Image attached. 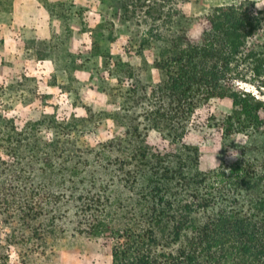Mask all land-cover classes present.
Segmentation results:
<instances>
[{"label": "trees", "instance_id": "1", "mask_svg": "<svg viewBox=\"0 0 264 264\" xmlns=\"http://www.w3.org/2000/svg\"><path fill=\"white\" fill-rule=\"evenodd\" d=\"M254 8H212L197 42L183 11L169 14L161 26L175 32L154 62L161 79L137 81L106 117L120 133L94 146L80 142L103 119L93 113L21 125L0 105V264H11L12 248L19 264H47L66 238L109 240L112 264H264V100L235 87H264L249 81L264 70V17ZM225 98L233 113L210 123L223 160L201 171L186 138L198 112ZM151 131L177 151L152 148ZM234 135L245 141L228 162Z\"/></svg>", "mask_w": 264, "mask_h": 264}, {"label": "rangeland", "instance_id": "2", "mask_svg": "<svg viewBox=\"0 0 264 264\" xmlns=\"http://www.w3.org/2000/svg\"><path fill=\"white\" fill-rule=\"evenodd\" d=\"M247 1L255 7L254 14L264 17V0H23L27 10L18 21L12 14L15 0H0V105L21 125L42 115L63 120L93 113L94 119H103L92 124L80 142L94 146L107 141L120 131L106 117L120 108L127 91L137 81L148 88L161 79L154 62L175 32L161 26L169 14L183 11L189 36L197 42L212 8ZM126 63L132 67V78L124 71ZM249 79L263 86L264 70ZM235 87L264 100V87L258 90L253 82H237ZM231 113L230 98L213 101L198 112L199 124L186 143L199 147L201 171L221 164L222 132L210 123ZM147 141L160 153L177 151L156 131L149 132ZM244 141L242 135L232 137L228 162L235 160L234 147ZM10 263L19 264L13 248ZM47 264H112L111 242L66 238Z\"/></svg>", "mask_w": 264, "mask_h": 264}, {"label": "crops", "instance_id": "3", "mask_svg": "<svg viewBox=\"0 0 264 264\" xmlns=\"http://www.w3.org/2000/svg\"><path fill=\"white\" fill-rule=\"evenodd\" d=\"M27 10V9H26ZM24 7H23V0H15V5L13 8V16L14 18L18 19V21H20V18L22 17V15L25 13ZM43 26L45 29L49 28V21L43 22Z\"/></svg>", "mask_w": 264, "mask_h": 264}]
</instances>
